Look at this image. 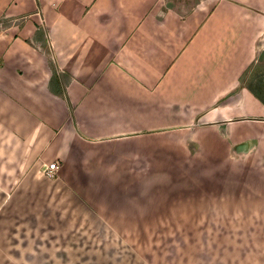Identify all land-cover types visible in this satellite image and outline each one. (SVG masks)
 I'll list each match as a JSON object with an SVG mask.
<instances>
[{"label":"crops","instance_id":"0c3cea01","mask_svg":"<svg viewBox=\"0 0 264 264\" xmlns=\"http://www.w3.org/2000/svg\"><path fill=\"white\" fill-rule=\"evenodd\" d=\"M0 22V264H264V105L240 86L264 0H0ZM136 195L165 217L202 195L185 215L225 239H105L157 231L125 222Z\"/></svg>","mask_w":264,"mask_h":264},{"label":"rangeland","instance_id":"374dc122","mask_svg":"<svg viewBox=\"0 0 264 264\" xmlns=\"http://www.w3.org/2000/svg\"><path fill=\"white\" fill-rule=\"evenodd\" d=\"M184 1V2H183ZM196 1L198 0H164L165 5H167L168 7H173L177 10L180 11H187ZM0 29H2V24H0ZM254 63L252 66H250V69L245 73V75H243V77L241 78L240 81V86H247L248 84H252L253 78L255 79L256 76L261 77L264 80V33L263 35L256 40L255 45H254ZM243 73V74H244ZM239 88L234 89V93L238 90ZM252 121H258V119H250ZM253 123V122H252ZM241 148H234V150L231 152V156L232 158L235 160H238L241 156L240 154H242L244 151L239 150ZM44 171V168L42 169V173ZM44 174V173H43ZM45 175V174H44ZM46 177H48L47 175H45ZM54 176V175H53ZM176 175H174L175 177ZM241 178V177H240ZM234 183V182H233ZM236 183L233 184V195H244L246 194V185L243 184V181H239L236 185ZM247 193H249L248 195H252V194H257V193H261L262 190L264 189V185L262 184H257V180H253V183L250 184V186L247 188ZM232 190V188H231ZM242 191V192H241ZM243 191L244 194H243ZM128 196V195H127ZM137 200L140 198L139 195H136ZM155 196V195H147V198L149 199L148 202H151V198ZM200 197L202 195H199ZM198 195H184V203L182 206H184V215H179V216H169V217H165V216H152L149 215L147 216L146 214H144V211L146 208H148V206H144L145 201L143 200H139L137 201V205L135 206V208H132L136 211V215L135 217L132 216L131 219H129L128 217H126L125 222H134L135 218L136 221L135 223L138 225L137 228L139 229L141 226H139L140 224H146V223H151L153 224L154 228L157 227V231H143L138 230L135 232H128V231H123L122 233H113V232H105V239H109V240H132V241H136V243H141V242H145L146 239H156V242H160V239H164V240H176V239H183V238H191V239H198V238H202V240H204L205 238H212V239H222L224 240V235H221L223 232V229H219L218 231H214L211 232L210 234L207 232H203L201 233L200 231H198V228L202 231V227L201 225H199V223H203L201 222V220L205 219V224L203 225V227L208 226V223L210 218H212L211 216L208 215H204V216H195L193 214L190 215H185V212L187 213V211L191 210L189 209L190 207L194 208L197 205V199H199ZM145 196H143L142 199H144ZM126 202H128V200L126 199ZM147 202V201H146ZM201 219V220H200ZM47 220H51L50 217H48ZM47 220L45 222H47ZM157 222L161 223L163 226H160V223L157 224ZM155 223L158 225H155ZM184 224V230H182L177 224ZM143 227V226H142ZM159 229H165V230H159ZM209 234V235H208ZM96 235H98V239H100V236L102 235L101 233H94V237L96 238ZM91 238V237H90ZM230 238V237H229ZM139 245V244H137ZM144 245V244H143ZM128 248L126 247H120V252H125L127 251ZM138 251V254H142L144 255L145 249L143 248V246L141 248H135ZM159 250V249H158ZM156 250V251H158ZM215 250H223L222 248L216 247Z\"/></svg>","mask_w":264,"mask_h":264},{"label":"trees","instance_id":"16d2710c","mask_svg":"<svg viewBox=\"0 0 264 264\" xmlns=\"http://www.w3.org/2000/svg\"><path fill=\"white\" fill-rule=\"evenodd\" d=\"M0 24H1V22H0ZM2 25L4 27H8L9 22H5ZM49 68H50V71L52 74L51 81H53L57 77L56 76L57 70H56L54 63L51 60L49 61ZM245 73L243 75H245ZM243 75H242V77H243ZM253 81L254 82L252 84H248L247 86H245V88L254 96V98H256L261 104L264 105V80L261 77L256 76L255 79L253 78ZM50 84H51V82H50ZM50 90L52 93L56 94L57 96H59L60 98H62L66 102H68L67 96H66L64 91L59 90L58 92H56V90H53L52 88H50Z\"/></svg>","mask_w":264,"mask_h":264},{"label":"built area","instance_id":"2783aa9c","mask_svg":"<svg viewBox=\"0 0 264 264\" xmlns=\"http://www.w3.org/2000/svg\"><path fill=\"white\" fill-rule=\"evenodd\" d=\"M57 170H58V165L56 162H54L44 167L43 173L47 175L48 177H52Z\"/></svg>","mask_w":264,"mask_h":264}]
</instances>
